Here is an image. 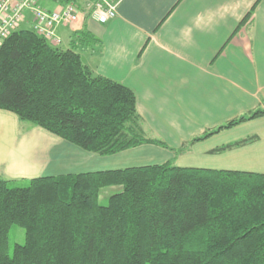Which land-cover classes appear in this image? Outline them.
<instances>
[{"label":"trees","instance_id":"trees-1","mask_svg":"<svg viewBox=\"0 0 264 264\" xmlns=\"http://www.w3.org/2000/svg\"><path fill=\"white\" fill-rule=\"evenodd\" d=\"M74 35L68 49L30 27L5 38L0 108L102 156L143 144L182 153L264 114L255 110L174 149L148 135L130 87L82 61L77 48L91 40L88 32ZM17 181L0 176V264H264V173L171 160ZM106 187L114 190L102 204ZM13 225L24 228L25 241L10 253Z\"/></svg>","mask_w":264,"mask_h":264},{"label":"crops","instance_id":"crops-1","mask_svg":"<svg viewBox=\"0 0 264 264\" xmlns=\"http://www.w3.org/2000/svg\"><path fill=\"white\" fill-rule=\"evenodd\" d=\"M65 0H40L56 9ZM106 23L81 14L57 27L96 73L130 87L148 135L174 149L264 109V0H114ZM31 27L30 16L19 28ZM64 42V43H63ZM240 143V144H238ZM173 161L176 166L264 173V114L217 130L182 153L143 144L102 156L0 108V176L45 175Z\"/></svg>","mask_w":264,"mask_h":264},{"label":"built area","instance_id":"built-area-1","mask_svg":"<svg viewBox=\"0 0 264 264\" xmlns=\"http://www.w3.org/2000/svg\"><path fill=\"white\" fill-rule=\"evenodd\" d=\"M30 16L31 27L54 45L61 44L57 27L73 24L81 14L106 23L117 15L114 0H66L56 9L44 8L40 0H0V45Z\"/></svg>","mask_w":264,"mask_h":264},{"label":"rangeland","instance_id":"rangeland-1","mask_svg":"<svg viewBox=\"0 0 264 264\" xmlns=\"http://www.w3.org/2000/svg\"><path fill=\"white\" fill-rule=\"evenodd\" d=\"M25 184H26V182L24 180H21V181L15 182L13 185L24 186ZM113 188L114 187H106V188L102 189V193L100 196L102 204H106L108 202V194L110 192H113V190H114ZM24 241H25V230H24V228H22L18 225H13L11 227V230H10V244H11L10 253H12L13 246L15 243H24Z\"/></svg>","mask_w":264,"mask_h":264}]
</instances>
